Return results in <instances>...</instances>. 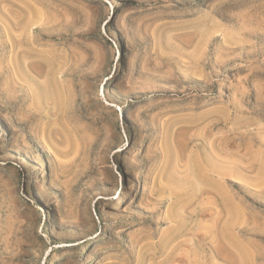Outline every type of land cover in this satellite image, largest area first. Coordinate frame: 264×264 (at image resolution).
Listing matches in <instances>:
<instances>
[{
    "label": "rangeland",
    "instance_id": "374dc122",
    "mask_svg": "<svg viewBox=\"0 0 264 264\" xmlns=\"http://www.w3.org/2000/svg\"><path fill=\"white\" fill-rule=\"evenodd\" d=\"M26 59L66 72L63 110ZM17 82L0 264H264V0H0Z\"/></svg>",
    "mask_w": 264,
    "mask_h": 264
},
{
    "label": "bare ground",
    "instance_id": "6f19581e",
    "mask_svg": "<svg viewBox=\"0 0 264 264\" xmlns=\"http://www.w3.org/2000/svg\"><path fill=\"white\" fill-rule=\"evenodd\" d=\"M42 66L46 67V71H45V74L43 77H42V72H38V76L36 75L38 78L33 77L34 74L33 75L28 74V72L30 70H33L36 73L39 70L41 71ZM22 68H23V71L26 73L27 77L30 78V76H31L30 79L28 78L29 80H27V78H26L23 81V84L25 83L26 80L28 81V82L26 81V83H25L26 86H24V88L30 94L33 106L40 109L41 108L40 105L47 104V103L51 102V103H53L54 107H56V108H60L62 110L65 108L67 95L69 93L70 86H69V82L67 80L62 79L60 74L62 73L65 76H67L66 72H62L60 70L61 68L58 69L57 67H54L51 64V62L41 64V62H39V61L29 62L27 60L26 62H24ZM22 88H23V86L17 82L15 84H13L12 86L7 87L5 90H1V92H0V116L8 113L9 111L11 112V110H15V108L18 104L15 100V99H17V96L12 95V93L19 91ZM17 146L18 147H17V152H16L15 156L17 155V157H18L24 151V147L19 145V144ZM29 161H30V159H29ZM116 219L114 218L113 221L114 220L117 221V224H118V219L117 220ZM138 221H140V220H138ZM129 226H133V224H130ZM61 256H64V254H62Z\"/></svg>",
    "mask_w": 264,
    "mask_h": 264
}]
</instances>
